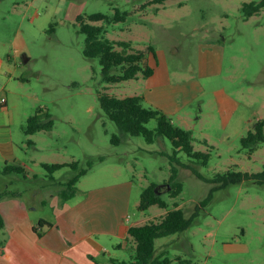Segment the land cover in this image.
<instances>
[{"label": "rangeland", "instance_id": "374dc122", "mask_svg": "<svg viewBox=\"0 0 264 264\" xmlns=\"http://www.w3.org/2000/svg\"><path fill=\"white\" fill-rule=\"evenodd\" d=\"M251 1L0 0V103L7 101L0 111L9 114L8 125L0 124V170L9 163L24 165L28 172H0V187L10 183L19 191L36 220L52 218V206L42 199L71 193L68 181L87 168L76 184L75 201L84 191L121 184L125 189L126 184L130 220L146 218L147 223L177 203L190 217L219 172L263 171L264 143L251 151L242 141L264 119V9L247 17L243 6ZM117 8L128 12L126 20L93 23L104 24L110 40L129 41L136 50L146 52L153 45L158 50L155 77L108 83L99 58L84 55L86 34L77 16L113 15ZM165 81L169 87L156 84ZM155 89L171 94L169 103L152 96ZM102 91L140 95L146 106L168 111L177 125L192 131L195 148L210 153L208 162L177 151L163 135L153 142L126 135L115 143L113 134L120 130L100 103ZM176 91L189 94L186 109H175ZM233 98L238 108L224 109L222 104ZM39 109L50 114L54 126L29 134L28 119ZM147 126L156 130L158 120ZM73 161L80 162L77 169L51 172L43 165ZM174 166L184 188L177 196L167 185ZM153 183L163 185L168 208L139 207L143 191ZM7 237L0 228V241ZM116 245L111 243L107 257L134 258L132 247ZM156 250L192 264H264V183L248 179L214 191L191 225L158 238Z\"/></svg>", "mask_w": 264, "mask_h": 264}, {"label": "trees", "instance_id": "16d2710c", "mask_svg": "<svg viewBox=\"0 0 264 264\" xmlns=\"http://www.w3.org/2000/svg\"><path fill=\"white\" fill-rule=\"evenodd\" d=\"M166 1L168 0H150L151 3L157 4H164ZM243 8L246 16L250 17L264 9V0L246 2ZM127 16L128 12L119 8L116 9L113 15L95 12L91 14L80 13L77 16L80 30L86 34L84 55L90 58H99L102 64L104 80L108 83H120L125 80L139 78L140 76L147 78L155 72V69L146 63L147 53L145 51L136 50L129 41L110 40L105 36L107 32L105 25L93 23L94 21L118 22L126 20ZM118 47H121V49ZM148 50L156 54L153 45H150ZM119 70L120 72H118ZM99 100L105 112L119 127L120 133L113 134L112 140L115 143H120L126 135H144L149 142H153L157 135H163L172 141L177 151L184 150L191 159L202 160L205 164L208 162L210 153L199 151L195 148L192 131L177 125L164 110L146 106L143 96H118L102 91L99 95ZM6 104V101L1 102L0 106H5ZM153 118L158 120L156 130H152L147 126ZM53 126L54 121L50 118V114L43 109H39L29 117L25 130L29 134H34L40 130H50ZM242 141L244 147L250 148L251 151L255 150L259 144L264 143V119H259L254 128L250 129L247 135L243 137ZM175 161H179L177 156H175ZM93 164L94 162L91 161L90 167ZM43 165L49 171L54 172L65 166L77 169L80 162L44 163ZM3 172H16L24 176L28 175L26 167L21 164L6 163ZM87 172V168H82L77 175L68 181L71 193H63L61 195L62 199H67L77 193L78 187L76 184L79 182L80 177ZM173 172L172 178L167 185H171L168 190L169 193L172 196H177L182 193L184 188L183 183L179 180V169L177 166L173 167ZM248 179L264 183V170L257 173L232 169L224 173L219 172L212 179L215 185L211 188L209 195L196 205L195 211L190 217L186 216L183 207L177 206L179 205L177 203L173 209H169L165 215L156 220H151L141 225H131L129 227V235L135 242L133 264H192L190 259H186L181 255L173 259L167 254V251L157 253V239L186 230L193 219L199 215L200 208L206 206L210 201L214 191L226 187L230 183ZM157 186L156 183H153L143 191L142 201L139 204L141 209H146L151 205L168 208V202L162 197L163 190L158 188L156 191ZM39 223L42 225V220ZM0 227H4V220L1 214Z\"/></svg>", "mask_w": 264, "mask_h": 264}, {"label": "crops", "instance_id": "0c3cea01", "mask_svg": "<svg viewBox=\"0 0 264 264\" xmlns=\"http://www.w3.org/2000/svg\"><path fill=\"white\" fill-rule=\"evenodd\" d=\"M155 50L156 54L148 48L146 51V63L155 69L153 75L147 77L149 79L157 73L154 59L158 64V50ZM156 84H167L169 87L170 81ZM154 91L152 96L168 103L171 100V94L168 92L163 90L159 93L156 89ZM175 93L178 94V99L172 100L175 102V109H186V96L189 94L179 91ZM181 100L184 104H180ZM222 105L228 111H234L239 106L235 99L227 100L226 104ZM167 114L172 117L169 112ZM8 120L7 110L0 111V124L8 125ZM3 170L0 172L3 173ZM83 193L84 197L76 201L74 197L78 191L67 199H62L59 193L53 194L51 201L42 199L43 203L52 206L53 217L42 216L36 220L30 208L23 204L21 193L12 190L10 183L2 185L0 214L4 220L3 229L8 237L5 243L0 241V264H133V259L128 262L119 257H107L112 252L110 247L113 242L117 243L115 247L120 250L129 247L134 249L135 242L129 235V227L144 224L147 220H130L127 214V185L125 184V189L124 184H121L114 188H97ZM166 213H161L160 217ZM129 243L132 245L129 246Z\"/></svg>", "mask_w": 264, "mask_h": 264}, {"label": "water", "instance_id": "95a60500", "mask_svg": "<svg viewBox=\"0 0 264 264\" xmlns=\"http://www.w3.org/2000/svg\"><path fill=\"white\" fill-rule=\"evenodd\" d=\"M161 186H157V188H156V191L158 190V188H160ZM168 188L170 189L171 188V185L170 184H168Z\"/></svg>", "mask_w": 264, "mask_h": 264}]
</instances>
